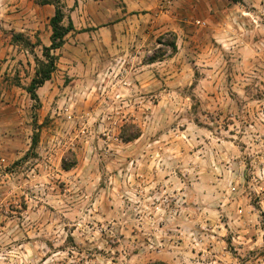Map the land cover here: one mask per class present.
<instances>
[{"label":"rangeland","instance_id":"1","mask_svg":"<svg viewBox=\"0 0 264 264\" xmlns=\"http://www.w3.org/2000/svg\"><path fill=\"white\" fill-rule=\"evenodd\" d=\"M169 1L149 41L100 51L108 64L73 83L87 150L40 143L39 127L70 132L77 115L42 119L34 102L23 140L0 144V264L238 263L233 221L264 220V0ZM179 1L191 14L174 20Z\"/></svg>","mask_w":264,"mask_h":264},{"label":"crops","instance_id":"2","mask_svg":"<svg viewBox=\"0 0 264 264\" xmlns=\"http://www.w3.org/2000/svg\"><path fill=\"white\" fill-rule=\"evenodd\" d=\"M189 2L194 4L192 0ZM61 4L66 10L64 20L71 22L73 31L69 32L62 48L56 52V70L50 79L36 90L38 107L33 113L38 112L42 119L46 116L54 119L56 115L63 114L62 110L71 114L75 112L77 128L73 127V132H68V127L58 123L59 126H52L55 122H51L52 127L38 128L41 129L40 143L52 142L57 139L58 134L70 142L78 140L79 149L87 150L86 147L92 143L93 138L92 113L81 108L78 101H73L75 91L72 90V85L89 81L91 68L108 64L109 61L103 62V54L100 51H125L130 44L132 47L137 46L135 43L140 39L141 42L149 41L153 34L151 20L154 18L156 0H65L63 3L61 1ZM180 7L182 9H179ZM191 7L192 5L189 6ZM52 13L51 6L40 7L33 0H0V121L5 124L0 123V144L7 147L11 145L12 140H20L21 134H25L27 130V115L32 114L33 101L25 88L35 70L33 54L13 44L11 34H22L32 42L38 38L43 47H48L51 34L49 19ZM184 13L191 14L189 9L185 10L183 5L180 6L179 1L174 7L172 18L176 20L179 14ZM174 24L169 27L173 28L175 33L182 34L183 39L193 40V37L188 35L191 31L188 27L182 26L181 33V29H176ZM132 38H135L134 43L128 41ZM83 104L88 106L86 102ZM86 115L89 117L86 118ZM59 128H64V131L56 132ZM14 129L17 132L14 133ZM11 134H14V137ZM241 211L238 219L233 221L232 228H237L234 229L233 242L238 252L229 258L234 263L239 260L236 264H264V220L260 221L252 208H244ZM260 211L264 216L263 207Z\"/></svg>","mask_w":264,"mask_h":264},{"label":"trees","instance_id":"3","mask_svg":"<svg viewBox=\"0 0 264 264\" xmlns=\"http://www.w3.org/2000/svg\"><path fill=\"white\" fill-rule=\"evenodd\" d=\"M230 1L238 2L239 0H230ZM34 2L38 6L50 5L54 8L53 14L49 19V27L51 32L49 38L50 39L49 46L41 47V58H38L33 53L35 47L41 46V42L38 39H36L34 42H31L28 37L22 34H12L11 42L13 44L20 45L22 48L30 51L33 54L35 70L25 90L29 94L30 99L38 107L36 90L40 88L46 81H48L51 75L56 70V64L58 61V56L56 55V52L62 48L65 37L69 34V32L73 31V26L71 22H68L66 26L62 24L65 17L60 0H34ZM161 38L157 40L158 43L161 42ZM167 42H168V46H170L171 52L175 53L176 45H175L174 37L168 39ZM157 58L158 57L154 56L149 59V62L152 64L157 61H160ZM37 139H38L37 135H33L32 144H31L32 148L36 146ZM72 164H74V162ZM61 168L64 170H68V167L65 165L64 160L61 163Z\"/></svg>","mask_w":264,"mask_h":264},{"label":"built area","instance_id":"4","mask_svg":"<svg viewBox=\"0 0 264 264\" xmlns=\"http://www.w3.org/2000/svg\"><path fill=\"white\" fill-rule=\"evenodd\" d=\"M169 0H160L161 6H169L170 5ZM197 24H199V22H196Z\"/></svg>","mask_w":264,"mask_h":264}]
</instances>
